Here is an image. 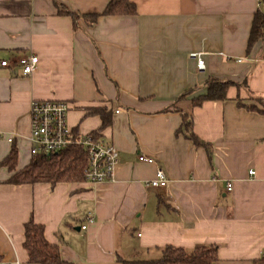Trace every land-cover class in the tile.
<instances>
[{
    "label": "crops",
    "instance_id": "obj_1",
    "mask_svg": "<svg viewBox=\"0 0 264 264\" xmlns=\"http://www.w3.org/2000/svg\"><path fill=\"white\" fill-rule=\"evenodd\" d=\"M111 1L0 0L2 264H29L31 220L73 264L159 259L169 246H216L214 264H263L264 39L249 53L248 45L264 0H130L136 15L91 24ZM30 56L39 64L25 77L16 62ZM211 80L231 85L227 100L195 106ZM34 100L67 102L75 132L97 133L118 150L113 182L9 183L14 173L2 164L13 148L17 171L33 158ZM103 112L111 123L101 130ZM184 116L210 150L191 141ZM158 169L165 189L149 185Z\"/></svg>",
    "mask_w": 264,
    "mask_h": 264
},
{
    "label": "trees",
    "instance_id": "obj_2",
    "mask_svg": "<svg viewBox=\"0 0 264 264\" xmlns=\"http://www.w3.org/2000/svg\"><path fill=\"white\" fill-rule=\"evenodd\" d=\"M136 15V7L130 0H112L103 14L90 17V23L95 24L103 16H133ZM74 20L79 16L73 15ZM264 39V13L258 12L254 18L248 45V53ZM229 83L211 80L207 84V93L193 100L195 106L205 102H224L227 100ZM193 91L185 93L179 101L185 100L192 95ZM241 106L242 103L240 104ZM249 110H252L251 108ZM264 113V112H262ZM104 130L111 123L107 113H101ZM184 131L189 133V138L199 147L210 150V146L201 142L191 131L192 121L189 117H183ZM97 134V133H95ZM18 150L13 148L9 157L3 162L2 167L14 173L9 180L12 185L34 184H72L85 182V170L88 166V156L82 147H71L59 154L51 156H35L30 164L24 169L17 171ZM24 248L28 254L29 264H73L62 258L58 246L48 242L45 235V226L36 224L33 220L25 225ZM159 259L153 260H123L119 264H214L218 260L216 246H202L186 251L181 248L166 247L161 251ZM0 264L2 259L0 258ZM264 264V260H263Z\"/></svg>",
    "mask_w": 264,
    "mask_h": 264
},
{
    "label": "built area",
    "instance_id": "obj_3",
    "mask_svg": "<svg viewBox=\"0 0 264 264\" xmlns=\"http://www.w3.org/2000/svg\"><path fill=\"white\" fill-rule=\"evenodd\" d=\"M191 58L196 60L199 72L206 71L202 54H192ZM16 63L21 67L23 75L30 77L37 70L39 58L37 56L24 57ZM1 66L8 68L12 66V63L3 61ZM70 110V105L64 101H32L30 107L31 156H51L71 147H82L88 156V166L84 173L85 182L93 186L113 182L116 167L120 162L118 150L96 134L81 135L75 132L68 122ZM15 136V134H11L10 141H13ZM138 161L149 165L156 164L154 158L145 155H140ZM254 174L253 171L250 172L251 176ZM169 184V179L163 169H158L155 179L149 183L153 189H165ZM227 190L231 192L233 184L229 183Z\"/></svg>",
    "mask_w": 264,
    "mask_h": 264
}]
</instances>
